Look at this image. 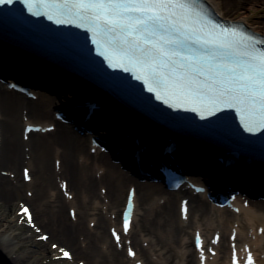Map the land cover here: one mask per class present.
Masks as SVG:
<instances>
[{
  "label": "bare ground",
  "instance_id": "obj_1",
  "mask_svg": "<svg viewBox=\"0 0 264 264\" xmlns=\"http://www.w3.org/2000/svg\"><path fill=\"white\" fill-rule=\"evenodd\" d=\"M206 1L222 17V4L241 9L250 4ZM0 55V74L11 75L8 83L41 87L39 94L31 88L35 97H29L0 83V204L6 210L20 201L30 203L31 221L45 230L41 235L49 233L48 239L58 242L61 254L69 250L63 246L70 247L69 260H78L73 264H247L249 254L253 264H264V197L238 194L229 207L217 206L207 198V188L201 195L186 186L169 191L137 171L157 179L158 166L183 161L214 190L242 187L249 195L264 196L263 162L234 155V162L223 165L209 147L173 136L164 125L126 110L122 101L39 55L2 41ZM86 103H94L88 119L81 116ZM170 145L176 159L163 153ZM188 180L194 187L204 184L200 175ZM129 193L134 209L125 233L122 211ZM7 222L12 224L11 217ZM16 234L0 229V253L13 264H42L41 256L49 255L48 239ZM58 254L52 255L60 260Z\"/></svg>",
  "mask_w": 264,
  "mask_h": 264
},
{
  "label": "snow or ice",
  "instance_id": "obj_2",
  "mask_svg": "<svg viewBox=\"0 0 264 264\" xmlns=\"http://www.w3.org/2000/svg\"><path fill=\"white\" fill-rule=\"evenodd\" d=\"M25 2L33 15L86 29L111 67L132 72L170 107L209 115L235 109L246 131L264 130V39L217 23L201 0ZM113 236L119 243L120 237ZM199 241L198 235V248ZM129 255H134L131 249ZM247 264H253L251 254Z\"/></svg>",
  "mask_w": 264,
  "mask_h": 264
},
{
  "label": "rangeland",
  "instance_id": "obj_3",
  "mask_svg": "<svg viewBox=\"0 0 264 264\" xmlns=\"http://www.w3.org/2000/svg\"><path fill=\"white\" fill-rule=\"evenodd\" d=\"M222 6H223L222 10L225 16H230L233 18L241 17V19L247 21V23H249L251 26L255 28L264 29V0H250V4H247L246 8H242V9L238 7L233 8L232 6L226 4H222ZM0 60L2 63L3 60L1 57ZM1 63H0V68H1ZM6 65L11 66L9 64ZM9 77L11 78L10 75ZM32 89H36L35 94L36 93L39 94L38 91L41 90V87L35 86ZM17 121L19 123V118ZM22 167L24 168L23 164H21V168ZM4 171L6 172L7 170ZM20 179L22 181V178ZM22 204H26L32 209L31 204L26 201H20L18 204L13 205L12 207L6 210L3 208V204L2 203L0 204V229L1 230L3 229V231H7V232L13 230V232H16L18 235L20 234L22 236L29 235L30 233H32L33 239L45 242L47 239L45 240L41 239V233L44 232L45 230L42 229V227H37L38 224L34 226L29 224V222L25 219L23 212L21 211L20 206ZM17 213L20 215V220H17ZM10 217L12 224L11 223L8 224L7 222V220H9ZM27 229L29 230V232H27ZM43 234H49V233H43ZM51 241H55V239H48L47 245L49 249L48 252L49 255L48 257L41 256L42 258L40 262L42 264H73L77 261V259L71 261L69 259L64 258L63 254L60 253L61 252L60 249H62V247L59 248L53 247V245L58 246V242L55 241L54 243L50 244ZM63 247H67V249L70 250V247L68 246H63ZM55 252L59 253L58 256L60 257V260L59 258H55L52 255ZM3 257L6 258L3 253H0L1 260L3 259ZM14 257L12 255L11 257L8 256V258H12V259H14ZM7 262L9 263L8 260Z\"/></svg>",
  "mask_w": 264,
  "mask_h": 264
},
{
  "label": "water",
  "instance_id": "obj_4",
  "mask_svg": "<svg viewBox=\"0 0 264 264\" xmlns=\"http://www.w3.org/2000/svg\"><path fill=\"white\" fill-rule=\"evenodd\" d=\"M216 153H217V151H216ZM5 257H6V256H5ZM0 264H13V263H12L11 261L8 263V262H7V259L3 257L2 260L0 259Z\"/></svg>",
  "mask_w": 264,
  "mask_h": 264
}]
</instances>
